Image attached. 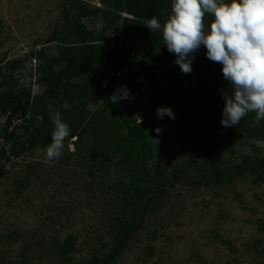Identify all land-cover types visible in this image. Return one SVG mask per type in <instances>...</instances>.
Listing matches in <instances>:
<instances>
[{
  "label": "trees",
  "instance_id": "obj_1",
  "mask_svg": "<svg viewBox=\"0 0 264 264\" xmlns=\"http://www.w3.org/2000/svg\"><path fill=\"white\" fill-rule=\"evenodd\" d=\"M99 3V7H88L80 0H72L76 20L67 23L62 32L54 31L50 35L48 42L58 44L56 55L50 61L39 49L31 53L26 65L21 59H13L6 62L5 68H0V111L5 116L0 123V139L10 143L9 150L0 149V157L9 160L47 148L54 130L53 117L59 112L62 122L71 129L65 143L75 139L73 144L80 151L86 130L92 128L94 139L89 151L94 156L101 152V168L104 162L120 167L129 161L128 169L134 170V173L129 172L128 179L117 177L112 183L119 214L108 229L110 250L102 256H92L85 264L117 261L152 206L170 185L182 179L184 170L180 166L172 170V179L158 166L148 168L147 132L158 138L157 149L161 154L170 145L169 138H174L189 156L198 158L199 165L206 169L205 178L217 185L231 184L245 175L264 184V154L257 147V143L264 142V121L253 125L255 114L249 113L237 126H222L224 97L230 94V88L223 78L221 65L208 60L202 46L194 56L192 72L183 74L174 63L175 55L163 45L162 32H150L144 26L145 21L153 17L163 26L168 0H99ZM124 13L132 17L122 16ZM94 16H99L104 24L98 34L82 22L83 18ZM209 20L206 15L205 23ZM107 30L119 33L109 50L103 46ZM38 61L48 63L41 65ZM60 64L63 67L55 70L54 66ZM124 67L127 70L121 78L134 99L113 104L109 101L112 94L108 92L111 84L119 80L116 72ZM15 71L23 73L26 85L18 87V80L13 77ZM95 74L100 78L94 79ZM162 78L167 79L166 85L160 83ZM41 84L43 91L35 95L34 85ZM104 94L100 115H93L87 109L88 104H98V96ZM164 106L171 108L175 119L157 117L156 109ZM16 110H22L24 118L12 126L18 116ZM132 114L144 117L145 121L131 120ZM37 119L38 126L34 125ZM158 127L162 129L159 134L155 131ZM170 128H175L171 136L167 134ZM122 129L126 130V137ZM242 145L248 146L252 154H242L237 161L221 159L220 154L234 156L237 147ZM113 146L120 149L123 158L114 161L113 153H107ZM8 238L9 242L17 241ZM76 244L74 235L61 241L52 237L50 250L60 262L68 264ZM26 245L19 250V259L14 264H28Z\"/></svg>",
  "mask_w": 264,
  "mask_h": 264
},
{
  "label": "rangeland",
  "instance_id": "obj_2",
  "mask_svg": "<svg viewBox=\"0 0 264 264\" xmlns=\"http://www.w3.org/2000/svg\"><path fill=\"white\" fill-rule=\"evenodd\" d=\"M80 1L88 7L100 6L99 0ZM122 16L132 17L127 13ZM75 20L72 0H0V68L13 59H21L26 65L31 53L39 49L50 61L58 47L48 42L50 35L62 32ZM82 22L96 34L104 25L99 16L83 18ZM118 35L105 31V50L112 48ZM62 67L60 64L54 69ZM22 74L15 71L13 76L18 87L26 85ZM92 77L99 79L100 75ZM117 78L108 94L126 86L121 75ZM160 83L166 85L167 79ZM43 89L42 84L34 85L33 93L39 95ZM98 98V104L87 106L93 115H100L105 94ZM49 108L53 110L52 105ZM4 117L1 110V124ZM130 119L145 121L135 114ZM34 125H39V119ZM174 129L167 134L171 136ZM122 134L126 137L125 129ZM93 139V129L88 128L80 151L73 144L75 139L64 142L62 156L51 162L45 159L46 148L9 160L0 157V264H14L25 244L28 264H64L50 250L52 237L58 241L68 235L77 237L76 251L68 264H85L92 256L110 250L108 229L119 214L112 183L117 177L128 179L134 170L128 169L129 161L120 167L104 162L101 168V152L94 156L89 151ZM145 139L150 152L148 168L158 166L172 179V170L180 166L182 179L170 185L152 206L126 250L112 264H264V184L245 175L231 184L217 185L205 178L206 169L198 158L189 156L174 138H169L171 143L164 154L157 149L158 138L147 132ZM257 147L264 154V142ZM2 148L9 150L10 143L0 139ZM236 150L234 156L220 154L221 159L237 161L242 154H252L248 146ZM110 152L114 161L123 158L116 146ZM8 237L17 241L9 242Z\"/></svg>",
  "mask_w": 264,
  "mask_h": 264
},
{
  "label": "clouds",
  "instance_id": "obj_3",
  "mask_svg": "<svg viewBox=\"0 0 264 264\" xmlns=\"http://www.w3.org/2000/svg\"><path fill=\"white\" fill-rule=\"evenodd\" d=\"M168 5L163 26L155 17L146 20L144 26L150 32H162L163 45L175 55L174 63L183 74L192 72L194 56L202 46L206 58L221 65L230 88L224 97L222 126H237L249 113L255 114L253 125L264 121V0H168ZM206 15L210 17L207 23ZM131 99L134 96L126 86L109 97L113 104ZM19 110L13 125L24 118ZM156 115L161 120L165 116L175 119L167 106L158 107ZM53 124L51 142L45 150L48 162L62 156L64 142L71 135L59 112L54 114ZM155 131L159 134L162 129Z\"/></svg>",
  "mask_w": 264,
  "mask_h": 264
},
{
  "label": "built area",
  "instance_id": "obj_4",
  "mask_svg": "<svg viewBox=\"0 0 264 264\" xmlns=\"http://www.w3.org/2000/svg\"><path fill=\"white\" fill-rule=\"evenodd\" d=\"M35 62H36V59H35V58L32 59V63H33V65L35 64ZM126 70H127L126 67H124L122 71H117V72H116V75H117L118 77H120V75H121L122 73H125Z\"/></svg>",
  "mask_w": 264,
  "mask_h": 264
}]
</instances>
